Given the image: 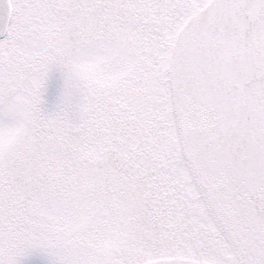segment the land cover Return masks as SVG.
I'll return each instance as SVG.
<instances>
[{
	"label": "snow or ice",
	"instance_id": "obj_1",
	"mask_svg": "<svg viewBox=\"0 0 264 264\" xmlns=\"http://www.w3.org/2000/svg\"><path fill=\"white\" fill-rule=\"evenodd\" d=\"M0 264H264V0H0Z\"/></svg>",
	"mask_w": 264,
	"mask_h": 264
}]
</instances>
